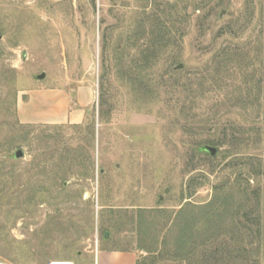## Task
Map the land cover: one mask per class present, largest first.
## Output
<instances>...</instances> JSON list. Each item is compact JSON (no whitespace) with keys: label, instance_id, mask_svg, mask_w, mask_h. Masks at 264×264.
<instances>
[{"label":"rangeland","instance_id":"374dc122","mask_svg":"<svg viewBox=\"0 0 264 264\" xmlns=\"http://www.w3.org/2000/svg\"><path fill=\"white\" fill-rule=\"evenodd\" d=\"M39 87L84 120L21 123ZM97 246L264 264V0H0V261Z\"/></svg>","mask_w":264,"mask_h":264},{"label":"crops","instance_id":"0c3cea01","mask_svg":"<svg viewBox=\"0 0 264 264\" xmlns=\"http://www.w3.org/2000/svg\"><path fill=\"white\" fill-rule=\"evenodd\" d=\"M81 94L72 97L61 87H39L31 89L20 100L17 116L24 124H73L84 120L85 102ZM82 256V257H81ZM82 262L73 259V264H137L133 251L97 246L89 254L81 255Z\"/></svg>","mask_w":264,"mask_h":264},{"label":"water","instance_id":"95a60500","mask_svg":"<svg viewBox=\"0 0 264 264\" xmlns=\"http://www.w3.org/2000/svg\"><path fill=\"white\" fill-rule=\"evenodd\" d=\"M44 73H41V74H39V75H37L36 76V78L37 79H42L43 77H44ZM211 149V151H212V153H213V148H210ZM22 156V152H21V150H16L15 152H14V158L15 159H18V158H20ZM106 236H107V232H105V234H104V238H106Z\"/></svg>","mask_w":264,"mask_h":264},{"label":"built area","instance_id":"2783aa9c","mask_svg":"<svg viewBox=\"0 0 264 264\" xmlns=\"http://www.w3.org/2000/svg\"><path fill=\"white\" fill-rule=\"evenodd\" d=\"M0 264H7V263L0 261Z\"/></svg>","mask_w":264,"mask_h":264}]
</instances>
